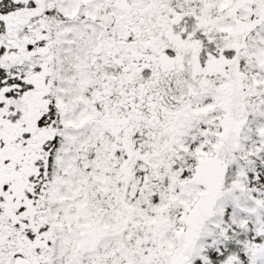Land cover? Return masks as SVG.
Here are the masks:
<instances>
[{"label":"snow or ice","instance_id":"snow-or-ice-1","mask_svg":"<svg viewBox=\"0 0 264 264\" xmlns=\"http://www.w3.org/2000/svg\"><path fill=\"white\" fill-rule=\"evenodd\" d=\"M0 264H264V0H0Z\"/></svg>","mask_w":264,"mask_h":264}]
</instances>
